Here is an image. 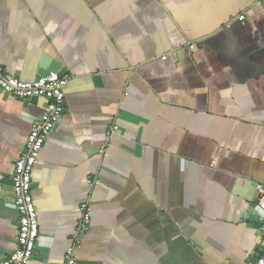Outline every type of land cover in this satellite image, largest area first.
Returning <instances> with one entry per match:
<instances>
[{"label":"crops","instance_id":"0c3cea01","mask_svg":"<svg viewBox=\"0 0 264 264\" xmlns=\"http://www.w3.org/2000/svg\"><path fill=\"white\" fill-rule=\"evenodd\" d=\"M44 57L69 82L34 174L40 234L29 264H68L87 203L75 264L261 256L260 0H0L5 72L36 81ZM47 102L0 89V259L19 232L15 164Z\"/></svg>","mask_w":264,"mask_h":264},{"label":"built area","instance_id":"2783aa9c","mask_svg":"<svg viewBox=\"0 0 264 264\" xmlns=\"http://www.w3.org/2000/svg\"><path fill=\"white\" fill-rule=\"evenodd\" d=\"M260 3L264 8V0H260ZM240 19L243 20L244 16ZM191 48L194 49V45ZM68 82V76L60 77L55 72L36 81L25 82L5 72L0 64L1 90L21 100L43 98L48 101L42 118L33 123L25 149L20 153L15 164L12 181L19 232L14 250L7 257L0 259V264H29L34 258L40 234L39 215L32 195L34 174L50 134L66 112L65 86ZM113 129L118 131L116 126ZM108 147L109 145H105L101 148V155H106ZM260 192L264 194V185L260 187ZM81 213V224L73 236L72 246L66 252L65 258L68 264L76 263L75 252L81 248L88 230L91 220V208L88 203L81 206ZM250 264H264V244L261 256Z\"/></svg>","mask_w":264,"mask_h":264},{"label":"water","instance_id":"95a60500","mask_svg":"<svg viewBox=\"0 0 264 264\" xmlns=\"http://www.w3.org/2000/svg\"><path fill=\"white\" fill-rule=\"evenodd\" d=\"M51 72L58 73L60 77L68 75V70L56 60L44 57L40 64L39 78L48 76ZM38 78V79H39Z\"/></svg>","mask_w":264,"mask_h":264}]
</instances>
